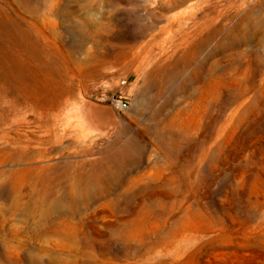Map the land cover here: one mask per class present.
Here are the masks:
<instances>
[{"label":"rangeland","instance_id":"rangeland-1","mask_svg":"<svg viewBox=\"0 0 264 264\" xmlns=\"http://www.w3.org/2000/svg\"><path fill=\"white\" fill-rule=\"evenodd\" d=\"M0 264H264V0H0Z\"/></svg>","mask_w":264,"mask_h":264},{"label":"bare ground","instance_id":"bare-ground-1","mask_svg":"<svg viewBox=\"0 0 264 264\" xmlns=\"http://www.w3.org/2000/svg\"><path fill=\"white\" fill-rule=\"evenodd\" d=\"M208 17V15L206 16V18ZM244 18V17H243ZM248 18V17H247ZM246 19V18H245ZM244 19V20H245ZM203 24V23H202ZM217 28V27H216ZM206 29V28H205ZM208 29V28H207ZM217 31V30H216ZM207 32V31H206ZM209 32V31H208ZM207 32V33H208ZM211 34V33H210ZM206 36H208V35H206ZM208 38V37H207ZM229 38V37H228ZM232 45V44H231ZM58 104V103H57ZM16 106V105H15ZM53 106V105H52ZM13 107V106H12ZM61 107V106H60ZM59 110V105H56L55 104V106H53V107H51L50 108V110L46 113V116L45 117H39V118H37V121H38V127L39 128H47V126H50L51 125V123H52V121H54V119H56L57 118V114H54L56 111H58ZM62 120V119H61ZM2 121V120H1ZM11 122V121H10ZM2 123V122H1ZM52 130V129H51ZM63 131V130H62ZM80 134V133H79ZM8 135V134H7ZM7 135H4V136H7ZM82 136V135H81ZM80 136V137H81ZM85 137V136H84ZM19 139V138H18ZM84 139V138H83ZM16 140V139H15ZM11 141V140H10ZM47 150V149H46ZM48 152V151H47ZM25 158V156L23 155V154H20L18 157H16L15 159L16 160H18V161H21V160H23ZM30 163V162H29ZM83 163H81V164H78V163H75V164H72V165H82ZM58 171V170H57ZM76 171V170H75ZM74 171V172H75ZM82 170H80V172H81ZM73 172V171H72ZM56 174V173H55ZM60 174V173H59ZM66 174V173H65ZM65 176V175H64ZM41 177V176H40ZM82 177V175L81 174H79L78 175V177H76V180L74 181V184L75 185H78V181H81V178ZM39 180V179H38ZM37 180V181H38ZM57 182V181H56ZM42 183V182H41ZM38 184V183H37ZM85 188V187H84ZM61 202V200L60 199H56V200H54V202H53V205L51 206V207H53V208H55V207H57L58 205H59V203ZM89 204V203H88Z\"/></svg>","mask_w":264,"mask_h":264},{"label":"clouds","instance_id":"clouds-1","mask_svg":"<svg viewBox=\"0 0 264 264\" xmlns=\"http://www.w3.org/2000/svg\"><path fill=\"white\" fill-rule=\"evenodd\" d=\"M92 22H99V20L101 19L100 15L97 13V14H94L92 17Z\"/></svg>","mask_w":264,"mask_h":264},{"label":"built area","instance_id":"built-area-1","mask_svg":"<svg viewBox=\"0 0 264 264\" xmlns=\"http://www.w3.org/2000/svg\"><path fill=\"white\" fill-rule=\"evenodd\" d=\"M119 104L122 108L126 107V103L124 101H120Z\"/></svg>","mask_w":264,"mask_h":264}]
</instances>
